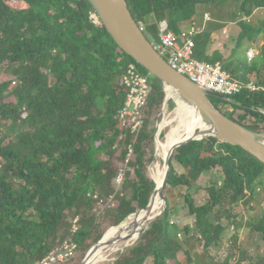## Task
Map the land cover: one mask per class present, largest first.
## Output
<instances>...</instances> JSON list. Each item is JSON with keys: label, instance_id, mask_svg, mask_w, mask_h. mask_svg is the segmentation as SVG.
<instances>
[{"label": "trees", "instance_id": "16d2710c", "mask_svg": "<svg viewBox=\"0 0 264 264\" xmlns=\"http://www.w3.org/2000/svg\"><path fill=\"white\" fill-rule=\"evenodd\" d=\"M214 1L126 0L151 43L158 39L162 20L183 38L176 14H192L197 5ZM240 8L249 18L256 9H264V0H244ZM92 11L87 0H0V69L13 75L0 83V264L39 262L64 240L74 242L76 250L60 264H80L105 232L144 209L155 189L146 166L154 156L153 116L164 103L163 86L148 77L150 94L142 110L141 129L132 132L131 127L122 126L118 113L127 93L124 71L132 63L148 73L117 46L101 23L90 20ZM239 24L234 49L245 39L264 37V22L241 20ZM199 37L193 38L194 58L218 62L205 55L207 36L203 42ZM259 54L258 69L240 62L236 67L224 63L223 69L242 84L264 87V40ZM252 91L230 97L250 108L218 100L230 106L224 113L230 119L264 134V113L255 110H264V90ZM236 111L243 113L235 118ZM197 131L188 128L184 139ZM174 161L183 173L176 172ZM128 165L118 189L114 183L118 171ZM214 169L220 170L222 180L206 189L207 200L201 205L190 192L204 173ZM263 177L264 163L240 146L206 136L177 147L162 191L165 211L111 264H199L173 232L169 191L186 189L184 201L194 225L184 227L183 233H195L208 250L224 232L220 221L229 208L253 193ZM111 196L114 205L105 207L103 217L112 227L102 229L94 210ZM213 213L215 222L210 219ZM76 218L77 230L72 232ZM249 230L264 242V215ZM218 264H264V256L258 254L255 259L248 249L240 250L236 258L227 257Z\"/></svg>", "mask_w": 264, "mask_h": 264}, {"label": "rangeland", "instance_id": "374dc122", "mask_svg": "<svg viewBox=\"0 0 264 264\" xmlns=\"http://www.w3.org/2000/svg\"><path fill=\"white\" fill-rule=\"evenodd\" d=\"M243 1L244 0H215L214 2L209 4L197 5L194 8V12L192 14L187 12H178L174 17V20L179 26L180 30L185 31L188 26V22L192 19H196L194 23L195 27L201 28L203 25V15L207 13L209 20H207L203 25V31L206 32L205 34L216 32V34H218L220 37H225V40L228 39L226 43L222 44L221 48L223 49L221 51H217L216 53H214V55H209L208 50L205 51V55L207 56V58L211 61L217 59L222 66L224 63L232 62L236 67L237 63L240 62L247 68L258 69V65L260 66V64L262 63L261 55L258 54V51H260L258 43L264 40V37H257V39L254 40L245 39L236 49H234L236 46L238 33H234V31H232V26L230 25V23L236 20H249L255 24H258V21L260 23L264 22V9H256L251 17H246L240 8ZM190 27H188L187 31L190 29ZM226 27L229 29L228 34H223L222 32L224 29H226ZM202 37H204V34L200 35V37L196 39L199 42H203ZM220 42L221 40L217 41V44ZM248 48H254L256 52V56L252 61H249L247 57L246 52H248ZM148 77L150 78L152 76L148 74ZM10 79H13V75L8 70L5 71L0 69V83ZM250 80H254L255 82H257L255 78H251ZM170 100L166 103L167 111L173 113L178 109V106L172 99ZM212 100L214 105L220 108L223 113L226 114L225 109L230 108V106L228 104L225 106L221 105L220 101L216 98H212ZM169 103H173L172 108H169ZM163 108L164 103L162 104L161 109L153 116L155 130L157 123L161 120V117L163 115ZM242 113V111H236L234 112L233 116L236 118ZM178 116H181L180 111ZM181 134L182 128L178 131L171 132V135L173 136V142L177 138H179ZM262 135L264 136V134ZM162 136L164 137L163 134ZM155 161L156 154L154 151L153 159L148 162L146 166V170L149 176L150 174H152V171L150 173V168ZM173 166L177 173L184 172L183 168L175 161L173 162ZM127 169H130L129 165L127 167L122 166L118 171L119 173L114 182L118 189L123 182V173H125ZM221 180L222 174L219 169H214L206 172L199 178V180L195 184L196 186L193 187L190 193L194 196L195 200L202 205L207 200L206 189L212 183L219 184ZM186 193L187 191L185 188H178L171 189L167 194L170 199L172 209L170 223L174 227L173 229L175 231L173 230V232L179 234V239L184 241V246L188 248L194 259L199 261V264H218L221 261L225 260L227 257L233 256L236 258L237 253H239L240 250L242 251L247 249L251 252L255 259H258V254L264 256V242H261L258 239V236L253 235L249 230V225L254 223L258 218L264 215V177L261 178L260 182H256V184L254 185L253 193L248 194L247 198L244 199V201L234 205L232 208H229L228 214L224 215L220 221L225 230L220 236L219 241L215 245L211 246V248L208 250H205L203 248V242L198 240V237L196 238L195 233L191 232L189 235H185L183 233L184 227H193L194 225V218L188 214V209L185 205L184 195ZM113 205L114 198L111 196L108 201L100 203L94 210V213L97 214V217H99L98 224L102 229H110L112 227L109 220L103 217V214L105 207H113ZM214 213L212 216H210V219L215 222ZM117 226L118 225H114L113 227ZM112 234L108 235V238ZM116 254L117 253H115L108 261L102 264H111L117 257ZM178 258L181 260L184 258V254L182 251L179 252ZM231 262L234 263L235 261L232 260Z\"/></svg>", "mask_w": 264, "mask_h": 264}, {"label": "water", "instance_id": "95a60500", "mask_svg": "<svg viewBox=\"0 0 264 264\" xmlns=\"http://www.w3.org/2000/svg\"><path fill=\"white\" fill-rule=\"evenodd\" d=\"M87 1L91 5L93 11L97 14L100 23L105 27L106 31L117 46L143 69H145L148 74L162 84L165 92L164 105L168 100L166 97V87H170L183 101L196 109L201 122L205 126V129L202 131L198 130L194 137H189L172 145L171 152L164 159L166 170L164 172L161 185L157 187L156 182L154 181L155 189L150 197L148 205L144 209H140L133 213L137 215L140 212L145 211L149 216L144 230L148 227L151 221L160 216L166 209V202L163 198L162 191L170 172V157L172 155V151H174L177 147L182 146L189 141L201 140L204 137L209 136L220 142L240 146L242 149L249 152L259 161L264 163V136L230 119L215 107L211 98L221 99L229 103L237 104V102L233 101L230 97L207 90L191 82L186 76L173 69L167 61L159 55L152 43L140 30L139 25L132 17L126 0ZM237 105L250 108V106L246 104L238 103ZM255 110L264 113V110L262 109ZM156 196H159L163 202V208L158 213H154ZM151 214L154 215L150 217ZM105 234L106 232L104 235ZM104 235L87 251L80 264L98 263V258L93 257V254L100 246ZM119 239L120 237H118L117 240ZM122 251L123 250H121V252Z\"/></svg>", "mask_w": 264, "mask_h": 264}, {"label": "built area", "instance_id": "2783aa9c", "mask_svg": "<svg viewBox=\"0 0 264 264\" xmlns=\"http://www.w3.org/2000/svg\"><path fill=\"white\" fill-rule=\"evenodd\" d=\"M90 20L94 24H100L95 21L93 11L90 12ZM209 20L207 15L204 21ZM144 33V26H139ZM201 32L194 24L183 34V38H178L174 32L168 28L166 20L158 23V39L152 43L159 55L180 74L186 76L191 82L201 84V87L215 93L231 97L241 93L237 87H232L231 82L226 79L223 66L216 62V67L204 66L202 69H194L185 62V52L194 53V36ZM250 55H256L254 48H248ZM148 75L143 74L135 64H128L123 74V84L127 89L124 105L119 110V119L122 126L131 127L132 132H137L143 125L142 110L147 103L150 94V85ZM264 90V87L258 85L254 91ZM131 152V149L129 150ZM120 179V178H118ZM77 218L72 224V232L77 230ZM76 250V244L65 240L57 248L48 253L41 261L33 264H60L71 259Z\"/></svg>", "mask_w": 264, "mask_h": 264}, {"label": "bare ground", "instance_id": "6f19581e", "mask_svg": "<svg viewBox=\"0 0 264 264\" xmlns=\"http://www.w3.org/2000/svg\"><path fill=\"white\" fill-rule=\"evenodd\" d=\"M93 17L95 18V21H100L96 13H93ZM255 56L256 55L249 56V52H247V57L249 61L255 58ZM185 62L187 64H190V66L194 69H202L205 65L208 67H216V63L200 61L197 58H194L193 52H185ZM225 74L227 81L231 82L232 87H237L241 92L246 89L252 91L254 90V87H256L253 83H246V84L240 83L239 81L233 79L226 71ZM197 85L201 86V84H197ZM166 97L168 99L167 102L170 99H172L174 103L178 106L177 107L178 109L173 113L168 112L167 106L165 104L160 123H158L159 125L158 124L156 125V131H155L156 161L152 164L150 168V173L152 171V174H150V176L153 179V181L156 182L157 187H159L162 183L164 172L166 170V166L164 165V159L171 152L172 145L184 139L185 132L188 128H195L200 131L205 129V126L201 122V119L196 109L188 105L185 101H183L172 88L166 87ZM179 111L181 112L180 117L178 116ZM181 128H182L181 136L173 142V136L171 135V132L178 131ZM162 134L164 135V137H163L162 146L160 147V139ZM162 208H163V202L159 196H156L154 213H158L159 211L162 210ZM152 215L154 214H151L150 217ZM148 218L149 216L147 215V213L143 211L141 214L134 215L130 219L127 218L129 219L128 221L126 219L120 226L115 227L114 229L109 231L103 237L102 242L108 235L112 233L113 234L107 239L104 245L100 248L98 247L99 249H97L96 252L93 254V257L98 258V263L96 264L105 263L115 253L124 250L128 246H131L139 238L142 229L147 225ZM118 237H120L119 240H117Z\"/></svg>", "mask_w": 264, "mask_h": 264}, {"label": "crops", "instance_id": "0c3cea01", "mask_svg": "<svg viewBox=\"0 0 264 264\" xmlns=\"http://www.w3.org/2000/svg\"><path fill=\"white\" fill-rule=\"evenodd\" d=\"M205 15H207V13H205L203 15V18H202L203 25L206 22V21H204V16ZM195 21H196V19H192L191 21H189L186 30L185 31L184 30H181V33L182 34H185L186 31H187V29H188V27H190L192 24H194ZM239 23H240V21H237V20L236 21H233L232 23H230V25L232 26V31H234V33H238V35L240 33V30H241ZM203 25H202L201 28H199V29H201V32H199L197 35H195L194 38L195 37H198L200 35H203V34H204V36H207L208 43L206 45V50L205 51L208 50V54L209 55H214V53H216L217 51H221L223 49V48H221V46H222V44L226 43L228 41V39L225 40V37H223V38L220 37L218 34H216V32H211V33L205 34L206 32L203 31V29H204ZM228 31H229V29L226 27V29H224L222 33L223 34H228ZM219 40H221V42L217 44V41H219ZM262 44H263V40L258 43V47L261 48ZM259 53H260V51H258V54Z\"/></svg>", "mask_w": 264, "mask_h": 264}]
</instances>
